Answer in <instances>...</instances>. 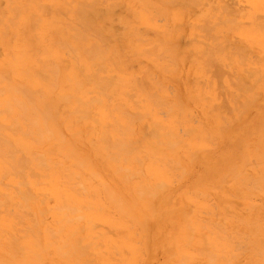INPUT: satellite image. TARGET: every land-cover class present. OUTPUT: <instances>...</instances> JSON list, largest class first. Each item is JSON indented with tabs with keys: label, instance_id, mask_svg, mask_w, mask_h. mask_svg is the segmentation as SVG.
Returning <instances> with one entry per match:
<instances>
[{
	"label": "rangeland",
	"instance_id": "1",
	"mask_svg": "<svg viewBox=\"0 0 264 264\" xmlns=\"http://www.w3.org/2000/svg\"><path fill=\"white\" fill-rule=\"evenodd\" d=\"M9 1L0 0V19L2 20V24L0 23V74L10 71L8 72L9 75L5 73L6 76H2L22 83L20 76L15 74L6 54L11 55L17 49L23 48L27 53L32 51L35 27L26 18L18 23V20L15 19L17 13L10 10L11 4ZM71 1H73L72 4ZM190 1L45 0L44 5H48L51 11L54 12L50 11L51 14H49L48 10L49 13L44 11L43 17L48 20L54 19L59 24V29L58 26L55 30L47 28V38L56 40V42L58 40L67 41L71 49H76L74 52L82 58L88 56L89 52L92 53L91 48H97V46L106 51L108 48L109 50H117L118 68L124 74H132L130 76L131 80L134 79L151 90H156L152 85V81L154 82L155 79H160L163 83L161 84L166 85L164 87L166 90L160 85V91L157 92L158 90H156L155 93L161 97V101L164 99L165 104L169 107L165 104L158 106V104L163 103L161 101V103L156 102L158 103L154 105L156 108L152 106L154 102L139 103V101L132 99L135 101L132 105L133 101H126L124 98L120 99L119 102H123L128 106V109L125 108L126 111L125 109L124 111L130 113L129 117H132L133 112L135 115L133 116L137 117L140 113H143V109H150L155 118L157 117L158 124L166 130L171 128L173 134L167 136L168 142L162 137L158 138V132L155 136L157 126L154 124L157 122L152 117L140 118L138 116L136 120L127 119L129 124L137 127V132L126 135L124 140L137 149L133 148L134 150H131V153L130 149L132 147L128 148V144L124 148L130 154H121L122 151L121 153L117 152L119 149L113 150L114 144L118 141V139L116 141L114 134H109L108 138L106 137L108 134L104 135L102 133V130H104L102 129L103 122H92L91 120L86 122L83 113L78 114L81 110L77 114L73 112L76 108V102H78L76 98L88 102L87 108H90L89 102L93 95L88 93L84 96V92L82 93L83 90H81L83 87H79L80 84H71L64 81L63 84H59L62 88L57 85L55 93L59 89H62L64 96L70 94L74 96L78 93L73 99L67 96L69 98V100L66 98L68 102H64L66 96L58 98L55 95L54 102H57L56 106L61 116L69 118H80L81 116L78 127L87 129V133H84L79 148L83 154L93 157L96 167H93L92 171L97 176L100 174V177L93 176L91 171L86 175L84 169L80 170L82 178L79 180V184H81L79 186L83 187V189L80 187L81 194L86 203L88 202L89 209L86 210V206L82 211L80 210L81 212H74L71 215L74 220H80L84 216L80 221L75 220L79 227L76 234V239L79 240L78 243L73 248L66 246L67 252L70 250V252L75 253V259L69 257V252L67 256L65 255V258L60 259L53 251H50L52 255L44 256L40 260L31 257L34 261L32 264H75L76 262L77 264H177L181 258L185 257L188 260L183 259L184 264H210L215 258V263L211 262V264H264V247L262 250L260 248V246H264V26H262L264 25V0H194L199 4L196 2L195 4L193 0V3ZM87 3L88 5H85ZM14 4L16 5V2ZM77 4L80 6L78 10ZM86 7L90 9L85 10ZM221 8L226 11L223 10L222 12ZM56 9L60 13L56 14ZM75 10L78 11L79 18ZM40 14L39 12L38 15ZM210 15L209 19L208 16ZM8 17H15V23L11 24L12 26L8 21L11 18ZM259 18L261 19L259 20ZM5 22H8L6 24V26H9L7 29L3 26ZM217 22H220L221 25ZM74 26L78 28L79 35L71 29H74ZM100 26L101 28H99ZM259 26H262V29ZM133 27L136 28V33L131 31ZM81 34L82 36H80ZM71 36L75 38L71 39ZM81 38L82 40L84 38V41H81ZM75 39H78L79 42ZM86 48H89L88 51L86 50L87 52L84 50ZM58 50L54 47V51ZM82 50H84V53ZM172 50H175L176 54H173ZM64 51L63 58L61 60L54 59V63L65 77L69 72L71 53L66 49ZM66 52L69 53V57ZM85 53L88 55H85ZM202 54H204L203 57H201ZM221 57L222 59L226 57L225 64L223 60L221 61ZM256 58H259L257 63H255ZM171 59L175 60H173L174 63H169L173 62ZM207 60L211 62H208L206 68L203 64L207 63ZM141 62L144 63L141 64ZM174 64H176L175 67ZM38 68L40 69V66L36 64L32 69L36 71ZM164 68L170 71L165 73ZM111 70H109L111 74H116ZM252 72L254 73L252 74ZM228 79L230 80L228 81ZM209 82H211V85ZM21 85L26 86L27 84ZM92 85L85 84L84 90H90L89 88ZM235 85L238 90H236ZM136 86L137 84H132L129 87L130 95L133 93L132 97L136 94L134 91ZM26 87L29 92L31 90L33 92L34 88L31 84ZM167 88L170 89L171 93ZM76 89L78 91L74 92ZM165 96L168 97L165 98ZM95 98H97V95ZM100 101H102V105L99 104ZM100 101L97 102L98 104L92 103L93 109L91 111L106 116L108 112H103L107 109L106 105L109 106L115 104V102L113 101V103L111 99L109 101L108 97ZM176 105H182L183 108H180L179 111V107H175ZM138 112L139 114H136ZM61 121V130L68 134L67 119ZM112 121V128L116 131L121 130V122ZM178 122L182 123L178 124ZM88 123H91V126L85 127L89 125ZM119 124L121 126H118ZM58 127L60 128V126ZM174 135L181 136L174 137ZM103 139H110L112 142L115 140L116 142L112 143L106 140L108 144H111L108 146L107 143L104 144ZM131 139L133 140L132 143L129 142ZM160 141L162 144H160ZM170 141H172V145L169 144ZM118 143L122 142L118 141ZM119 144L115 147L121 146ZM118 153L119 157L117 156ZM124 158L129 160L130 168L126 169L120 166L121 161L119 160ZM137 158L143 162H138L142 167L137 165ZM135 160L136 162H134ZM171 160L177 162V166L180 164V170H176L175 163L170 162ZM168 161L169 163L165 164ZM170 163H172L171 167ZM118 168L119 170H117ZM124 168L125 172L122 170ZM231 169L233 172L230 171ZM237 170L239 171L237 172ZM134 171L140 172L135 174ZM97 172L98 174H96ZM184 173L185 175H182ZM90 174L96 179L91 178ZM142 174L146 179L142 180ZM125 175L127 178L124 179L127 180L122 179ZM226 175L227 178H225ZM84 177H88V179L85 180ZM224 178V183L227 179V184L222 182ZM221 182L223 184H220ZM260 182L262 183L260 184ZM161 185H164V187L162 186V188ZM219 185L221 189L218 187ZM84 189L86 190L85 193ZM156 191L159 193L157 194L158 198L154 196ZM110 192H113V194H110ZM139 193L142 194V197ZM0 199L2 198L0 197ZM52 204L54 205V201H52ZM151 206L155 207L152 208ZM100 207L101 210H99ZM122 211L130 218V221ZM46 217V224H53L51 214ZM187 219L190 220L187 221ZM145 220L147 224L146 222L142 223ZM211 221L217 225H212ZM136 222L140 225L137 226ZM92 224L95 227L91 226ZM142 224H146L147 228ZM189 224L194 229L195 234L188 227ZM81 226L83 231L80 230ZM201 226H205L206 229L201 230ZM218 226L222 227L221 231ZM208 231H212V234ZM145 234L149 235L150 239L146 237L149 240L145 238ZM66 235H68V232ZM201 236L208 243V247L205 246L203 250L202 247L206 244H202ZM145 239L148 242L144 241ZM259 239L262 244L259 243ZM188 240H192L191 244ZM145 242L148 243L149 250L147 249L148 246L146 248ZM187 242L188 245H185ZM102 244L103 247H101ZM211 245H213L212 248ZM76 246L77 250L75 249ZM131 246H133V251ZM79 247H83L82 249H85L87 254L82 255L83 250L79 251ZM115 251L119 253L116 255ZM90 252L91 256H89ZM8 253L5 256H0V260H6L13 255V252ZM66 257H68L67 260ZM224 258H226V261L229 260L228 263Z\"/></svg>",
	"mask_w": 264,
	"mask_h": 264
},
{
	"label": "bare ground",
	"instance_id": "2",
	"mask_svg": "<svg viewBox=\"0 0 264 264\" xmlns=\"http://www.w3.org/2000/svg\"><path fill=\"white\" fill-rule=\"evenodd\" d=\"M196 1L193 0L194 3ZM9 2L11 4L9 7L10 10L12 12L17 13L16 18L15 17H8V18H11V20H8L9 24L13 25L15 23V19L18 20L17 21L18 23H21L23 18H26V20L28 22H30L31 25H33L35 27V30L32 29V30H34L35 38L32 39L33 40V43H32L33 48H31V50H32V51H30L31 53L25 52L24 48H23L20 50L17 49V51L12 52L11 55L6 54L7 59L10 61V63L12 64V66L14 68L15 74L20 76L22 83H18L16 81L12 80L11 78L5 77L6 74L9 75L8 72H10V71H8L7 73L4 72V74H2L3 73L2 72L0 74V195H1L0 197L2 198V199H0V256L2 257V256H5L8 252H13V255L8 257L6 260L1 259L0 264H32V262H34V261L31 259V257H34L35 259L40 260L44 256L52 255L50 251H53L54 254L56 256H58L60 259L63 257L65 258V255L67 256L68 255L67 253L69 252V257L75 259L74 258L75 253L73 251L70 252V250H68V252H67L66 246H68V248H70V247L73 248V246L78 243L79 240L76 239V236H77L76 234L79 230V227H78L77 223L75 222V220L80 221V220H82V218L84 216L82 218H80V220L79 219L74 220V218H72L71 215L74 214V212H81L84 208H86V206H87L86 210L89 209L88 208L89 204H88V202L86 203V200H84V198L82 197V194H81L82 190H80L81 186H79V185H81V184H79V180L82 178L80 175V170L84 169L83 171H85L86 175L91 171L93 176H94L95 173L92 171V169H93V167H96V165L94 163V160L92 159L93 157H89V156L83 154L81 152L82 150H80V148H79V143H80L81 139L83 138L84 133H87L86 132L87 129L82 128V127H78V124L80 123V120H81V116H80V118H69L67 116H61L60 115V111L56 106L57 102H54L55 101V95L58 98H60V97L62 98V96H64V95H63L62 89H59V91L57 93H55L57 85H58V87L62 88L61 85H59V84H63L64 81H67L68 83L70 82L71 84H80L79 87H83V89H81V90H83L82 93L84 92L83 93L84 96L88 93L93 95L92 98L90 97L91 99L89 98L90 99L89 107L91 109L87 108L88 102L82 100L81 98L79 100L76 98V101H78V102L75 101L76 102V108L74 109L75 111H73V112L77 114L81 110L78 114L83 113L84 117L86 118V120H85L86 122H88L90 120L92 122H95V121L103 122L104 124H103L102 129H104V130H102V133L104 135L108 134L106 136L108 138H109V134H114L116 141L118 139L119 142L120 141L122 142L120 144L118 143L119 145L122 146V148H121V146H119L121 148L120 149L119 147H115L118 145L117 144L118 141L116 142L114 140V142H116V144H114L113 150L119 149L117 152L121 153V151H122L121 154H123V153L124 154L125 153L130 154V152L128 150L126 152L125 151L126 148H124V146H127L128 144L130 145V143H128V141L124 140V138L126 137V135L130 134L131 132L133 134H134V132H137V127H135V125L133 126L132 124H129L127 122V119L136 120V119H138V116L140 118H142V117L151 118L152 117L153 120H155V122H157L158 119H157V117L155 118L153 112L148 108L143 109L142 110L143 113H140V115H138L137 117H134L135 116L134 112H133L134 116L131 114L132 117L131 116L129 117L130 113L125 112L126 111L125 108L128 109V106L126 104H124L123 102H119V101L122 98H124V100L130 101V102L133 101L132 99H135V100L139 101V103H141V102L142 103L143 102H151V103L154 102V103H152L153 104L152 106L157 105L158 103H156V102H160L161 97L158 96V94H156L155 91L158 90L157 92H159L160 91L159 88H161L160 85H162L163 83L160 79H155L154 82L152 81V85L156 90H151V89H149V87H147L143 84H139L138 81H135L134 79L131 80L130 76L132 74H124V72L118 68V62L116 61L117 60V52H116L117 50H109V48H108L106 51V50H102L101 47L98 48V46L96 45L97 48H94L92 46L94 49L91 48V50H90L93 54L90 52H89V55L85 53V55H88V56H85L82 58L79 55H77L76 52H74V50H76V49H71L70 44L67 41L63 42V41L58 40L56 42V40L54 41L52 39L47 38L48 37L47 28H49V30H55V29H57V26H58V29H59V24H58V22H55L54 19L48 20V19L43 17L42 14H44L43 13L44 11H45V13L47 10L49 12L51 11V9L48 5H44L45 0L40 1V2H38L37 0H26V1H24V0H10ZM15 2H16V5L14 4ZM72 2L73 1H71V4H72ZM190 2H192V0ZM196 3H198V2H196ZM103 4H105V3H103ZM85 5H88V3ZM93 5H95V4H93ZM192 5H194V4H192ZM79 7L80 6L77 4V10ZM87 7H89V6H87ZM87 7L85 8V10L90 9ZM109 7H111V6L109 5ZM44 9H46V10H44ZM40 10H42V11H40ZM77 10H75L76 15L78 12ZM223 10L224 9H222V12H223ZM48 11H47V13H49ZM57 11L58 10L56 9V11H55L56 14L60 13L59 11L58 12ZM81 11L83 12L84 10H81ZM224 11H226V10H224ZM39 12L41 13L40 15H38ZM51 12H54V11H51ZM51 12L49 14H51ZM67 12H66V14H67ZM211 13L213 14V12H211ZM54 15H55V13H54ZM211 15L208 16V18L211 17ZM45 17H48V16H45ZM77 17L79 18V15H77ZM208 18H207V20H208ZM260 19L261 18H259V20ZM67 20L69 21V19H67ZM76 21H78V20L76 19ZM261 22H263V21H261ZM0 23L2 24L1 19H0ZM218 23L220 24V22H217V24ZM6 24H8V22H5V25H3V26H4V28L6 27V29H7L9 26H6ZM222 24H223V22H222ZM206 25H207V23H206ZM33 26H32V28H33ZM262 26H264V25H262ZM262 26L261 27L259 26V28L262 29ZM10 28H12V27H10ZM99 28H101V26ZM103 28H102V30H103ZM214 28H215V25H214ZM71 29L74 30L75 34H77L79 32V31H77L78 28L75 26H74V29L73 28H71ZM97 31H98V29H97ZM131 31L133 33L137 32L136 28H134V27L131 28ZM5 32H6V30H5ZM84 32H85V30H84ZM7 33L10 34L8 31H7ZM8 34H7V36H8ZM82 34L80 36H82ZM101 34H103V33H101ZM77 35H79V33ZM87 35H89V34H87ZM87 35H86V37H87ZM96 35H98V33H96ZM94 36H95V34H94ZM98 36H96V37H98ZM204 36H206V35H204ZM12 37L14 38V36H12ZM86 37H84V38H86ZM224 37H223V39H225ZM73 38H75V37L71 36V39H73ZM76 38H77V36H76ZM84 38H83V40H82V38L80 40L84 41ZM211 38H212V36H211ZM78 39H75V41L77 40L79 42ZM138 39H140V38H138ZM32 40H30V41H32ZM98 41H100V40H98ZM142 42H143V40H142ZM159 43H162V42H159ZM217 45L219 46V44H217ZM54 47L58 48L59 50L61 49V50L60 51L59 50L54 51ZM103 47H105V46H103ZM65 49L71 53V56H70V61H69V72L64 77L63 73L59 71L57 65L54 63V59L61 60L64 56V52H65L64 50ZM68 49L71 51L73 50L72 52H74V53H72ZM87 49L89 50V48L84 49L85 52L88 51ZM226 49H227V47H226ZM237 49H235V50H237ZM84 50H82L83 53H84ZM218 50H220V49H218ZM68 52H66L67 56L69 55ZM165 52H168V51H165ZM172 52H173V54H176L175 50H172ZM231 52H232V50H231ZM238 52H239V50H238ZM121 53H122V51H121ZM209 54H211V53L209 52ZM203 55L204 54H202V56L201 55L200 56L203 57ZM164 58H167V57H164ZM168 58H170V57L168 56ZM257 59H259V58H256L255 63H257ZM171 60L173 61L174 59H171ZM209 60H211V59H209ZM222 60L224 61V64H225L227 59H226V57L224 59H222V57H221V61ZM174 61L169 62V63H174ZM211 61L207 60L206 61L207 63H204L203 65H205V67L207 68L208 62H211ZM143 63L144 62H141V64H143ZM36 64L38 66H40V69L38 68L35 71L32 68L34 65L36 66ZM206 64H207V66H206ZM175 65L176 64H174V67H175ZM149 68H150V66H149ZM110 69H112L111 70L112 72H114V73L116 72V74H111L109 71ZM176 69H175V71H176ZM165 70H163V71H165ZM169 71L170 70H168V71L166 70L165 73L169 72ZM172 72H174V71H172ZM246 73H247V71H246ZM253 73L254 72H252V74ZM2 75H5V76H2ZM227 76H229V75H227ZM240 78H241V76H240ZM137 80H139V78H137ZM150 80H152V79H150ZM229 80L230 79H228V81ZM21 84H27V85L31 84L32 87L34 88L33 92H31L32 90L29 92V90L26 87L27 85L25 86V85H21ZM85 84H93V85L89 88L90 90H84ZM94 84H95V86H94ZM132 84H135V85L137 84V86L134 89V91L136 93L134 97H132L133 93H131V95H130V92H129V87ZM209 84L211 85V82H209ZM242 84L244 85V83H242ZM236 85H238V84H236ZM236 85H235V88H236V90H238L237 89L238 87ZM165 86L162 85L163 88ZM208 87L210 88V86H208ZM168 88H170V87L168 86ZM250 88H252V87H250ZM76 91H78V90L76 89L74 92H76ZM86 91H89V92H86ZM131 91H133V89H131ZM168 91H169V93H171L170 89H168ZM231 94H229V95H231ZM76 95L74 94V96H76ZM96 95H97V98H95ZM99 95H100V97H98ZM67 96L72 98V99L74 97L71 94L67 95ZM67 96L65 97V99L67 98L69 100V98ZM105 97L106 98L108 97L109 101L111 99L112 102L113 101L115 102V104H110L109 106L106 105L107 109L103 112L104 113L108 112V115L103 116L101 114H97V112L95 113L94 111H91L93 109L92 103L98 104L97 102L102 100V99L104 100ZM166 97H168V96H165V98ZM227 97H228V95H227ZM170 98H172V96H170ZM208 98H210V97H208ZM67 99L64 100V98H63L64 102L65 101L68 102ZM162 100L163 101H161V102H163V103L160 102L161 104H158V106L165 104L164 99H162ZM227 100H228V98H227ZM231 101H233V100H231ZM134 102L135 101L132 102V105L134 104ZM117 103H119V104H117ZM136 103H138V102H136ZM99 104L102 105V101H100ZM222 104H223V102H222ZM165 105H167V104H165ZM173 105H171V106H173ZM182 105H176L175 107H179L178 110L180 111L184 106V105L183 106ZM134 106H136V105H134ZM213 107H214V105H213ZM219 107H221V106H219ZM124 109H125V111H124ZM54 110H56V112H54ZM162 110H164V109H162ZM73 112H71V113L74 114ZM66 113H68V112H66ZM164 113H165V111H164ZM208 113L210 114V112H208ZM136 114H139V112ZM167 114H168V112H167ZM167 114H165V115H167ZM220 115H221V112H220ZM172 117H173V115H172ZM174 118H176V117H174ZM62 119L63 120L67 119L68 128H69L68 134H65L61 130L62 125H60L61 124L60 122H62L61 121ZM112 120H115L114 122H116V121L121 122L122 126L120 124L118 125V126L122 127V128L120 127L121 130L116 131L112 128V126H113ZM97 122H96V124H97ZM180 123H182V122H180ZM180 123L178 122V124H180ZM88 124L89 125H86L85 127L91 126L90 125L91 123H88ZM152 125H153V123H152ZM154 125L157 126V128L155 129V136H156V132H158V138L162 137V138L166 139L168 142L167 136L170 134H173V130L171 128H169L168 130L163 129L162 126L160 124H158V122L155 123ZM58 126H60V128ZM92 127H93V125H92ZM192 131H194V130H192ZM188 132H190V131H188ZM188 132H186V133L189 135ZM66 133H67V131H66ZM176 136L179 137L181 135H179V136L174 135V137H176ZM148 138H149V136H148ZM103 140L105 142L104 143L105 145L107 143L106 140L110 141V139H106V140L103 139ZM134 140H136V139H134ZM49 141L50 142L52 141L51 142L52 144ZM131 141H133V140L131 139L129 142H131ZM148 141H145V142H148ZM157 141H159V140H157ZM110 142H112V141H110ZM114 142H112V143H114ZM171 142L172 141H170V143H169L170 145H172ZM133 144H134V142H133ZM160 144H162L161 141H160ZM110 145L111 144L109 143L108 146H110ZM129 145H128V148L129 147L131 148L132 145H130V146ZM163 145H165V144H163ZM174 146H176V145H174ZM82 147H85V146H82ZM109 148L111 149L112 147H109ZM133 148L134 147H132L130 149V151L137 149V148H134V149ZM85 149H87V148H85ZM106 150H108V149H106ZM132 151H131V153H132ZM119 153L117 154L118 157H119ZM129 154H127V155H129ZM118 157H116V158H118ZM126 157L128 158V156H126ZM127 158L119 160V161H121L120 166L125 167L126 169L130 168L129 160ZM144 159L146 160L145 157H144ZM138 160H137V165L138 166L140 165L139 167H142V165L139 163H143V162H141L140 160L138 161ZM168 160H170V159H168ZM134 162H136V160ZM170 162H172V163L174 162L175 163L174 166H176V170H180V168H181V166H179L180 164L177 166L176 165L177 162H175L173 160H171ZM167 163H169V161L166 162L165 164H167ZM172 163H170V167H171ZM116 167H117V165H116ZM177 167H178V169H177ZM119 168L117 170H119ZM125 168L122 170L124 171ZM244 169H245V167H244ZM171 170H172V172H174L173 169H171ZM140 171H142V170H140ZM230 171L233 172L232 169ZM238 171L239 170H237V172ZM126 172H128V170H126ZM135 172L136 171H134V173ZM139 172H136L135 174H137ZM237 172H236V174H237ZM185 173L182 175H185ZM92 174H90L89 176L91 178L96 179L95 177L91 176ZM96 174H98V172ZM99 175L100 174H98V176ZM132 175H134V174H132ZM95 176H97V175H95ZM240 176L244 177L243 175H240ZM246 176H248V175H246ZM124 178H127L126 175L122 179H124ZM137 178H138V176H137ZM225 178H227V175ZM225 178L222 181L223 183H224ZM247 178H249V177H247ZM84 179L87 180L88 177H84ZM144 179H146V177L143 175L142 180H144ZM124 180H127V179H124ZM226 181H227V179H226ZM226 181H225V183H226ZM222 182L220 184H223ZM236 183H238V182H236ZM261 183L262 182H260V184ZM156 184H159V183H156ZM161 184H163V183L161 182ZM162 186L164 187V185H161V187ZM218 187H220V185ZM81 188L83 189V187H81ZM153 189H154V187H153ZM220 189H221V187H220ZM103 191H104V189H103ZM141 191L143 192V190H141ZM85 192H86V190L84 191V193ZM113 192H110V194H113ZM147 192H148V190H147ZM141 193H139V194H141ZM144 193H145V191H144ZM157 194H159V193L156 191V194L154 196H157V198H158L159 196ZM35 195H37L38 197ZM39 196H40V198H39ZM208 196H210V195H208ZM118 197L120 198V196H118ZM141 197H142V194H141ZM152 198H154V197H152ZM157 198H156V201L158 200ZM110 199H112V198L110 197ZM92 200H93V196H92ZM52 201H54V205L52 204ZM112 202H114V200ZM152 205H154V204H152ZM120 206H121V204H120ZM154 207H152V208H154ZM251 208H253V207H251ZM99 210H101V207ZM123 213L125 214V212H123ZM49 214H51V216L53 217V224L47 225L46 224V221H47L46 216ZM212 214H213V212H212ZM125 217L129 218L126 214H125ZM188 220H190V219H187V221ZM128 221H130V218ZM90 222H91V220H90ZM145 222H146V220L142 223H145ZM211 223H212V225H217L212 221H211ZM260 223H263V222H260ZM136 224H137V226L140 225V223H137V222H136ZM146 224H147V222H146ZM146 224H142V226L145 225L144 227L147 228ZM95 225H96V223H95ZM95 225L92 224L91 226L95 227ZM188 227H190V224ZM201 227H202L201 230L206 229L205 226H201ZM218 227L221 229H219V228H217V229H219L221 231L222 227H220V226H218ZM256 228H258V227H256ZM107 229H106V231H107ZM191 229L193 230V231L192 230L191 231L195 234L194 229L193 228H191ZM80 230L83 231L82 226H81ZM212 231H210V232L208 231V232L210 234H212ZM67 232H68V235H66ZM79 233H80V231H79ZM193 233H192V236H194ZM147 234H149V233H147ZM147 234H145L146 235L145 238L148 237L150 239L149 235L147 236ZM7 235H9V236H7ZM203 235H206V234H203ZM188 236H189V234H188ZM246 236H249V235H246ZM243 237H245V236H243ZM69 238H73V239H69ZM148 238H146V239H148ZM248 238H250V237H248ZM94 239H95V237H94ZM146 239L144 241H147ZM203 239L204 238L202 237V240ZM191 241L192 240H188V242H190L189 244H191ZM129 242L131 243V241H129ZM147 242H145L146 243L145 246H146V248L148 246L147 249L149 250V245ZM188 242L185 245H188ZM205 242H206L205 240L202 241L203 245L206 244L202 247V250L205 248V246L208 247V243L207 242L205 243ZM262 242H263V240H262ZM81 243H82V240H81ZM259 243H261L260 239H259ZM263 244H264V242H263ZM244 245L246 246L247 243ZM98 246H100V245H98ZM80 247H81V245H80ZM101 247H103V244L101 245ZM212 247H213V245H211V248ZM263 247L264 246H262V247L260 246L261 250ZM76 248H77V246L75 247V249ZM82 248H80V250H79V251L83 250L81 252V254L82 255L84 253L87 254L86 250L82 249ZM131 248H132L131 250L133 251V246H131ZM123 252H124V250H123ZM78 253H80V252H78ZM115 253H116V251H115ZM118 253H116V255ZM89 254H90L89 256H91V252ZM262 255H263V252H262ZM78 256H81V255H78ZM232 256H236V255H232ZM232 256H231V258H232ZM259 256H261V255H259ZM67 259H68V257H66V260ZM183 259L188 260L186 257ZM183 259L181 258L180 259L181 261L179 260L180 263L178 262L177 264H184L185 261ZM225 259L226 258H224V260ZM209 260H210V258H209ZM260 260L263 261L261 258H260ZM214 261H216V258H215V260L213 259L211 262L215 263ZM228 261H226V262L228 263ZM83 262H84V259H83ZM211 262H210V264H211ZM229 263H231V262H229ZM75 264H77V262ZM82 264H84V263H82Z\"/></svg>",
	"mask_w": 264,
	"mask_h": 264
}]
</instances>
